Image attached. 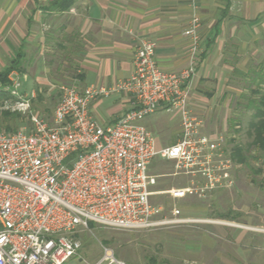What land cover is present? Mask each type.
<instances>
[{
	"label": "built area",
	"instance_id": "1",
	"mask_svg": "<svg viewBox=\"0 0 264 264\" xmlns=\"http://www.w3.org/2000/svg\"><path fill=\"white\" fill-rule=\"evenodd\" d=\"M183 36L188 64L167 71L155 60V44L139 39L133 72L111 87L62 86L49 119L32 113L31 100L20 95L11 72L1 110L31 116V127L0 132V264H80L81 243L72 238L90 224L111 230H152L201 222L181 217L174 204L167 212L151 202L166 195L173 202L214 189H227L230 165L222 137L201 132L202 121L189 106L201 50V20L196 0ZM15 77V79H13ZM115 93L131 97L132 107L119 119L102 124L92 102ZM157 112L177 114V141L158 148L143 120ZM175 163L193 181L190 186L156 192L149 173L154 158ZM168 214V215H167ZM94 264H125L108 246Z\"/></svg>",
	"mask_w": 264,
	"mask_h": 264
},
{
	"label": "crops",
	"instance_id": "2",
	"mask_svg": "<svg viewBox=\"0 0 264 264\" xmlns=\"http://www.w3.org/2000/svg\"><path fill=\"white\" fill-rule=\"evenodd\" d=\"M54 1L0 0V73L17 60L21 68L26 63L36 83L52 81L49 68L55 67L60 79L69 77L62 68L76 74V79H69L80 89L111 87L132 74L139 39L155 44V60L163 70L179 71L188 64L189 42L182 33L190 12L188 0H74L64 12L52 8ZM196 2L202 52L189 106L200 116L203 107L215 104L219 90L227 94L235 77L247 75L257 61L264 48V0ZM1 85L0 96H6ZM131 107V97L125 93L91 104L102 124L119 119ZM201 121V132L213 137L205 133ZM3 131L16 130L5 126ZM226 191L218 188L204 198H185L190 199V207L181 210V217L202 225L214 216L226 219L229 212L217 207V199Z\"/></svg>",
	"mask_w": 264,
	"mask_h": 264
},
{
	"label": "rangeland",
	"instance_id": "3",
	"mask_svg": "<svg viewBox=\"0 0 264 264\" xmlns=\"http://www.w3.org/2000/svg\"><path fill=\"white\" fill-rule=\"evenodd\" d=\"M19 68L20 71L15 72L21 84L20 95L31 100L32 113L37 117H51L61 97L62 86H78L70 81L71 76L77 78L76 74H71L66 68L62 69L69 77L60 79V73H55V67H50L52 81L47 83L33 82L25 62ZM253 70L264 72V48L260 50L257 61L253 62L250 72L236 76L232 89L224 96L223 91L219 90L217 98L212 101L215 104L203 107L199 116L204 122L205 133L223 139V160L230 165L228 179H232L233 183L217 199V207L219 211L229 212L230 216L224 220L214 216L211 222L204 225L181 224L152 230H111L94 224L90 229H77L72 238L82 245L80 264L97 262L102 256V246L111 248L115 259L125 264H264V150L251 145L252 139L247 136L248 123L254 114L253 108L248 105L255 98L252 91L257 88L256 83L251 84ZM195 78L196 75L193 86ZM10 84L7 78L6 83L1 85L2 89L6 90ZM2 96L0 132L11 131H3L5 126L16 131L21 130L23 125L30 128V115L1 110L3 101L8 99L7 93L5 99ZM142 124L152 132L158 148L177 141L180 128L177 114L157 112L144 119ZM235 147L243 148L249 167L233 159ZM149 173L157 177V184L153 188L156 192L190 186L193 181L179 173L174 162L158 157L152 160ZM151 202L163 207L166 212L174 204L180 210L190 207V199L173 202L166 195L153 196ZM198 204L203 205L201 202Z\"/></svg>",
	"mask_w": 264,
	"mask_h": 264
},
{
	"label": "trees",
	"instance_id": "4",
	"mask_svg": "<svg viewBox=\"0 0 264 264\" xmlns=\"http://www.w3.org/2000/svg\"><path fill=\"white\" fill-rule=\"evenodd\" d=\"M73 2L74 0H55L52 3V8L55 11L64 12L70 8ZM17 70H19V61L14 60L3 72L0 73V82L5 84L7 76L11 72ZM251 73L253 74L251 84L256 83L257 88L252 91L255 98L251 100L248 105V107L253 108L254 114L248 123L247 136L252 139L251 145L260 146V148L264 150V72L253 70ZM5 98L6 96H2V99ZM243 152V148L235 147L233 150V159L237 161V163L249 167L246 161L247 158ZM262 169L264 170V165L262 166ZM227 216H230V213H228ZM92 225L93 224H90L88 229H90Z\"/></svg>",
	"mask_w": 264,
	"mask_h": 264
}]
</instances>
